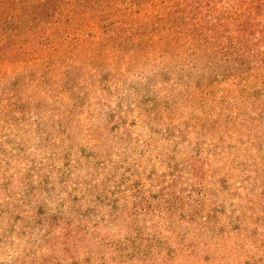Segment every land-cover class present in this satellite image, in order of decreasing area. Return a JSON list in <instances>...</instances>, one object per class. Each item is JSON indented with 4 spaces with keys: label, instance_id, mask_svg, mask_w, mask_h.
<instances>
[{
    "label": "rangeland",
    "instance_id": "374dc122",
    "mask_svg": "<svg viewBox=\"0 0 264 264\" xmlns=\"http://www.w3.org/2000/svg\"><path fill=\"white\" fill-rule=\"evenodd\" d=\"M186 11L181 0H0V89L18 80L28 101L0 100V119L20 124L0 140V185L20 194L54 170L56 194H91L76 202L89 210L72 234L77 263L264 264V164L244 176L236 165L264 145V104L246 101L238 81L202 96L204 106L188 94L178 76L197 65L187 53L206 48ZM155 96L157 107L145 105ZM166 196L202 207L166 210Z\"/></svg>",
    "mask_w": 264,
    "mask_h": 264
},
{
    "label": "trees",
    "instance_id": "16d2710c",
    "mask_svg": "<svg viewBox=\"0 0 264 264\" xmlns=\"http://www.w3.org/2000/svg\"><path fill=\"white\" fill-rule=\"evenodd\" d=\"M181 2L188 7L186 14L189 15L187 18L190 22L186 24L190 28L189 32L191 31L196 41L200 45H205L206 48L201 50L197 44V48L189 51L187 56L190 53L193 55L191 59L188 57L189 61H197V65H193L187 73H181L178 76L182 77L183 81L186 80L184 87L189 89L188 94L194 98L196 96L199 104L204 106L205 99L203 100L202 96H207V93L215 87H221L227 82L238 81L245 82L246 86L249 85L248 91L243 92L246 101L251 100L253 104L261 101L264 104V0H181ZM173 22L180 24V18H173ZM162 36L159 35L157 42L161 46L164 45ZM153 43V39L147 41V44L152 45ZM168 73L161 71L155 74L157 79L164 77L167 80L169 79ZM154 79L153 76L147 78L151 83L147 89L156 88L157 84ZM21 86L18 80L7 82L6 85L1 86L0 100L3 98L7 101L15 99L19 104L23 102L22 105L25 108L28 101H24L27 97L21 94ZM195 88H199V95L196 94L197 89ZM180 92H178V96H180ZM147 93L150 92L145 94ZM170 95L178 97L174 92ZM68 97L61 102L72 98L71 93ZM120 98H125V96ZM163 100L168 99L163 98ZM120 101L124 102L123 99ZM155 101H159L158 97L149 99L146 97L144 103L153 108L151 103L157 107ZM35 104L38 106V110H41L40 108L43 106L47 107L46 104L43 105L39 102H35ZM8 117L0 119L1 141L12 135L14 130L17 132L20 129L18 119L15 117L14 120V115ZM50 119L54 118L51 116ZM23 121L24 119L21 118L20 122ZM255 121L259 120L254 118ZM37 124V130H40V126L44 125V122L40 120ZM256 145L257 159L250 161L248 151L245 149V153L242 154L244 159L238 158L237 162L233 163L236 162V165L243 168V176L252 170L255 163L256 165H259L260 162L264 164V145L260 140ZM20 149L24 150L25 147L21 145ZM31 150L33 152V149ZM35 164L34 170L41 169L39 168L41 162L33 165ZM53 172L54 170L44 173L38 181L30 180L24 187L25 190L19 192L20 194L12 192L10 187H7V183H1L0 196L7 197L0 202V264H65V258L61 259V250L64 252L62 255L68 252V256L72 259L70 264H85L83 260L77 263V254L72 251L74 247L75 249L79 248V240H75L73 235L81 232L83 229L80 226L81 222L89 216V210L84 209L82 205L77 207L76 202L90 200V197L85 198V196L91 194L82 189H80L82 193L80 196L75 195L69 199L62 197L60 193L56 194V182L51 177ZM228 180V176L222 175L220 184L223 190L230 189L227 184ZM165 199L167 201L163 209H180L186 211L190 216H194L198 212L197 207H202L200 203L199 206L191 205L188 208H183L184 204L177 202L175 198L166 196ZM52 203H55V206H51ZM225 204L227 203H223V206L220 205V207H226ZM147 206L150 207L149 201ZM113 207L116 208L115 205ZM65 233L68 237L65 236ZM70 236H72V240H70ZM58 238H62V242ZM99 244L95 249L97 253L99 248L104 246H99ZM55 253L60 255L57 256Z\"/></svg>",
    "mask_w": 264,
    "mask_h": 264
}]
</instances>
